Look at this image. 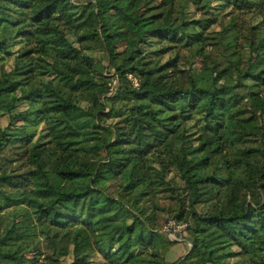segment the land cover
Segmentation results:
<instances>
[{"label": "trees", "instance_id": "trees-1", "mask_svg": "<svg viewBox=\"0 0 264 264\" xmlns=\"http://www.w3.org/2000/svg\"><path fill=\"white\" fill-rule=\"evenodd\" d=\"M137 1L0 0V115L8 117L0 264H38L28 253L41 239L51 249L42 264H91L95 255L100 264H165L173 241L157 224L160 192L178 202L174 217L186 225L180 262L264 264V139L244 146L236 123L248 105L264 118V0ZM191 7L203 17L189 16ZM229 9L260 17L244 41L235 17L224 21ZM212 23L214 39L204 35ZM125 40L131 49L120 59ZM178 43L212 44L225 59L183 75L179 59L161 60ZM96 47L112 78L93 66ZM16 84L32 90L19 97ZM56 127L68 139L53 137ZM7 149L22 167H3ZM97 152L93 172L87 160ZM101 176L117 190L99 185Z\"/></svg>", "mask_w": 264, "mask_h": 264}, {"label": "rangeland", "instance_id": "rangeland-1", "mask_svg": "<svg viewBox=\"0 0 264 264\" xmlns=\"http://www.w3.org/2000/svg\"><path fill=\"white\" fill-rule=\"evenodd\" d=\"M162 0H138L137 5L139 7H144L153 3L160 2ZM165 1V0H163ZM189 16H192L193 18H201L203 17L201 12L196 11L194 8L188 9ZM225 13L224 21H227L229 17L234 16L236 24L238 26V29L240 31L241 41L245 40V35H249L251 32L253 25H256L259 27L260 25V17H255L250 12H243V13H230L229 10H222L221 13ZM111 21L116 22L118 20L117 16L112 14ZM210 27L205 29L204 35L214 39L216 36H218L217 32H219V25L217 23H212ZM96 27L94 25L93 21H88L84 23V29L86 31H92ZM131 43L129 40L122 41L121 43L117 44V53L120 59L126 58L130 51ZM155 47V45L153 46ZM144 50L148 51V47H143ZM222 54V52L218 51L215 46L212 44L208 45L205 50H202L199 47H181L178 43V45L171 51L170 53L166 54L161 58L162 62L166 61L169 58L176 57L179 59L178 66L180 69L184 70L183 75L190 74L191 71L197 69V71H200L203 69V66L210 65L212 62L216 60H223L224 57H220L219 55ZM259 54L264 57V49L259 51ZM92 62L93 66L96 70H102L103 73H107L110 78H112V72L113 69L109 66V63H107L104 58L101 50L99 48H95L92 51ZM264 62V59L262 58L260 60V64ZM259 64V65H260ZM258 65V66H259ZM113 89L118 86V81H116V78L113 77L111 79V85ZM32 88L29 85H22V84H16L13 87V92L15 95L22 97L31 92ZM248 108L251 109V111L245 113L243 116L239 117L236 121L237 126L245 133L243 137V145L246 147H257L262 144V138L264 139V118L261 119L257 113V111L254 109L253 106L248 105ZM264 117V116H263ZM8 122V117L6 115H0V124L6 125ZM110 121H108L109 123ZM53 137L59 140H66L68 139V131L66 128L63 127H56L51 131ZM5 160H3L1 163H3V167L9 168H15L19 169L22 167L23 163L21 161H12L9 162V160H13L16 157L15 154L11 150H6L4 153ZM103 154L101 152H97L95 155V158H92L91 160H87L88 166H90V169L95 170L96 166L100 161H102ZM169 177H173L174 179H177V176L174 173H170ZM98 184L99 185H105L109 189V191H116L118 188L116 181L108 180L104 177H98ZM246 190L250 196H256V185L251 181H248L246 183ZM167 193L160 192L154 197L155 204H157L158 208L157 210H154L157 215V224L160 229V231L170 240L173 241L172 245H169V247L166 249V253H164L165 256V264H188L187 262H180L183 257L187 254L188 249L190 248V242L188 240V233L185 231L186 225L182 222L177 220L174 217V210L178 208L179 204L178 202L173 199L167 197ZM131 195H129L125 200L128 203ZM49 199V198H48ZM149 206H151V203H148ZM25 219L24 223L29 224V221L27 218H21ZM37 226V224H35ZM20 231V230H19ZM50 244L48 240L41 239L37 242L36 246L32 249L28 255L35 256L38 258V264H42V260L44 256L48 255L50 253ZM93 261L91 264H100L102 259L101 256L95 255L93 258ZM64 261L67 263L70 261L68 257L64 258ZM180 262V263H179Z\"/></svg>", "mask_w": 264, "mask_h": 264}, {"label": "built area", "instance_id": "built-area-1", "mask_svg": "<svg viewBox=\"0 0 264 264\" xmlns=\"http://www.w3.org/2000/svg\"><path fill=\"white\" fill-rule=\"evenodd\" d=\"M134 83L136 84V82H135V81H134ZM112 89H113V88L111 87V88H110V91H112Z\"/></svg>", "mask_w": 264, "mask_h": 264}]
</instances>
